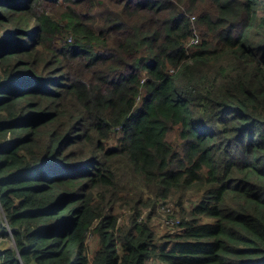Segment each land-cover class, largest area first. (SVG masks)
<instances>
[{
    "label": "trees",
    "instance_id": "1",
    "mask_svg": "<svg viewBox=\"0 0 264 264\" xmlns=\"http://www.w3.org/2000/svg\"><path fill=\"white\" fill-rule=\"evenodd\" d=\"M0 238V264H264V0H0Z\"/></svg>",
    "mask_w": 264,
    "mask_h": 264
},
{
    "label": "rangeland",
    "instance_id": "2",
    "mask_svg": "<svg viewBox=\"0 0 264 264\" xmlns=\"http://www.w3.org/2000/svg\"><path fill=\"white\" fill-rule=\"evenodd\" d=\"M32 32V31H30ZM30 34V33H29ZM31 35V34H30ZM168 140L170 142V144L173 146L175 141L177 142V144H179V142L177 141V139H175V136L174 134L172 133V131L168 134ZM168 207H171L172 209L174 208L173 204L170 203ZM164 218V217H163ZM162 217H160L159 215H157V218L154 219V222H155V229H156V234L158 236H160L161 234H168V233H171V232H176L177 229L175 228H172L170 226H165L163 223H162ZM166 223H170V220H166ZM13 245V243L10 241V239H3V238H0V251H3L7 248H11Z\"/></svg>",
    "mask_w": 264,
    "mask_h": 264
},
{
    "label": "built area",
    "instance_id": "3",
    "mask_svg": "<svg viewBox=\"0 0 264 264\" xmlns=\"http://www.w3.org/2000/svg\"><path fill=\"white\" fill-rule=\"evenodd\" d=\"M198 43V40H197V38H195V39H192L191 41H190V43H189V45H193V44H197ZM171 222V221H170ZM166 223V222H165ZM167 225H170L169 223H166Z\"/></svg>",
    "mask_w": 264,
    "mask_h": 264
},
{
    "label": "water",
    "instance_id": "4",
    "mask_svg": "<svg viewBox=\"0 0 264 264\" xmlns=\"http://www.w3.org/2000/svg\"><path fill=\"white\" fill-rule=\"evenodd\" d=\"M7 234H8V235H11V231L8 230V231H7ZM11 248L15 249V245L13 244Z\"/></svg>",
    "mask_w": 264,
    "mask_h": 264
}]
</instances>
